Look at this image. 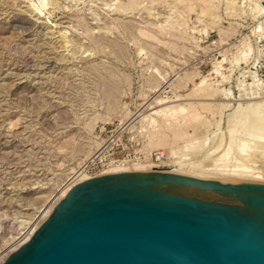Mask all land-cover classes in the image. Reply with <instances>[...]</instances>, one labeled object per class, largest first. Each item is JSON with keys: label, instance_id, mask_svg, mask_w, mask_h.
Instances as JSON below:
<instances>
[{"label": "rangeland", "instance_id": "obj_1", "mask_svg": "<svg viewBox=\"0 0 264 264\" xmlns=\"http://www.w3.org/2000/svg\"><path fill=\"white\" fill-rule=\"evenodd\" d=\"M234 4L0 0V259L80 173L98 174L119 161L157 162L158 152L161 163L186 138L207 141L187 151L186 161L210 172L228 146L238 107L264 101V15L256 16L250 0ZM249 44L254 50L243 59ZM257 86L261 97L250 99ZM165 105L202 114L177 128L186 138L160 128L164 115L153 114L154 124L144 119ZM156 130L170 136L166 143L151 142ZM250 170L264 172V157Z\"/></svg>", "mask_w": 264, "mask_h": 264}, {"label": "water", "instance_id": "obj_2", "mask_svg": "<svg viewBox=\"0 0 264 264\" xmlns=\"http://www.w3.org/2000/svg\"><path fill=\"white\" fill-rule=\"evenodd\" d=\"M3 264H264V183L101 174L71 188Z\"/></svg>", "mask_w": 264, "mask_h": 264}, {"label": "bare ground", "instance_id": "obj_3", "mask_svg": "<svg viewBox=\"0 0 264 264\" xmlns=\"http://www.w3.org/2000/svg\"><path fill=\"white\" fill-rule=\"evenodd\" d=\"M210 1H213V0H210ZM250 1L257 5V8L255 10L256 16H259V15L263 16L264 15V0H250ZM232 3L234 6L235 5L234 3H236V0H232ZM37 9L42 11L40 7H37ZM253 50L254 49L250 44L247 45L246 50L244 52L243 59H247V57L252 53ZM255 78H254V82L256 83L257 81H255ZM202 82L205 83L206 79H204ZM254 82L253 84H255ZM257 85H258V82H257ZM253 89L248 95L249 98L255 99V98L261 97L262 88H259V86H257V88L253 87ZM214 92L209 93V95L210 96L214 95L215 94ZM161 102L162 101H160V103ZM165 103L168 104L166 101V102H162L161 105ZM190 108H192L193 110H191ZM153 114H161V115L166 116V121L163 124H158V125L160 126V128H162L163 126H165L166 129H168V127L169 129L170 127L173 128L174 130H171V132L174 131L173 134L177 138L179 137V134L177 133L183 132V127H181L180 130L178 129L179 131L177 132V128H180V126H183L182 124L183 122L186 123V121L190 120L191 122L196 121L197 123L199 122L198 119H200V116H202V114H200L196 109L194 110L192 106L188 107V105L160 106L159 108L155 109L153 113L146 115L144 119L150 120V123H153V124L156 122L158 123L157 119L154 116H152ZM185 125L186 124H184V127H187V125L186 126ZM190 125H193V123H191ZM159 131L156 130V132L152 135V138H151L152 143L165 140L161 137V134H160L163 132H159ZM186 131H184L181 134L182 137L180 138L184 139V137L187 135ZM227 132L229 133V136H230L228 144H227L228 146L221 155L219 154L218 157L215 158L214 166L213 167L210 166L211 167L210 172L206 171V167L203 165V162L202 163L197 162L196 160H191L190 158H188L190 160L186 161V155H188L187 151L189 150L191 151L192 148L197 149L198 147H200L199 145H205V143H207V141H203L201 142V144L196 145L193 140H188L186 138L188 136L187 135L185 137L186 144L182 147V149L173 146L171 148V154L168 157V160L163 161L161 163L152 161L151 159H146L145 161L137 160V161H132L128 163H125L126 161L119 163L120 162L119 161L118 163L115 162L116 164L114 163V165L112 166L110 165L111 166L110 168H108L107 170L101 171L98 174L91 175L89 173H80L77 176V178L73 182H71V184H69L63 190H61V193L58 196H56V198H54L48 204L45 210H43L44 212L42 213L41 219L37 223L33 224L29 228L28 232L22 238H20L13 245L11 249H9L6 253L2 254L1 259H0V264H2L9 257L11 253L19 249L24 243H26L27 241L31 239L35 231L51 215L55 206L67 195V193L70 191L71 188H73L76 184L80 182H83L87 179H90L92 177H95L101 174L157 170L161 172L184 174V175L199 177L203 179H215L214 176H212V174L210 175V173H217L219 171L220 172L228 171L229 173L239 174L241 176L250 175L256 178L257 180H259V182H264V172L257 173V172L250 170L251 162L255 161L257 157H264V101L255 102V103L253 102L252 104H248L247 106L240 105L236 113L230 119V125H229ZM166 134L164 135L165 138H166ZM223 134L221 135V138H224ZM169 137H167V139ZM174 137L172 139H174ZM167 139L165 140V142L164 141L163 142L166 143ZM163 142H161L162 145H163ZM222 142L223 141H221L220 143ZM218 147L217 149L220 148ZM193 149L192 151L195 150L196 152V149L194 150ZM180 150L183 152H181ZM234 160L238 161L239 163L238 164L235 163L236 165L233 167L234 169H228L229 162L234 161ZM218 180L223 181V182H229V179L227 178H220ZM240 182L241 181L239 180V183Z\"/></svg>", "mask_w": 264, "mask_h": 264}, {"label": "built area", "instance_id": "obj_4", "mask_svg": "<svg viewBox=\"0 0 264 264\" xmlns=\"http://www.w3.org/2000/svg\"><path fill=\"white\" fill-rule=\"evenodd\" d=\"M155 159L157 162L164 160V154L162 152L155 153Z\"/></svg>", "mask_w": 264, "mask_h": 264}]
</instances>
